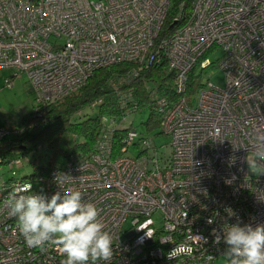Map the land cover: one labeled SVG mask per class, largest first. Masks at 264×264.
I'll use <instances>...</instances> for the list:
<instances>
[{
	"label": "built area",
	"instance_id": "1",
	"mask_svg": "<svg viewBox=\"0 0 264 264\" xmlns=\"http://www.w3.org/2000/svg\"><path fill=\"white\" fill-rule=\"evenodd\" d=\"M175 4L0 0V67L28 75L39 116L98 68L149 63L157 48L182 94L162 116V130L171 139L164 150L146 140L137 156L127 154L126 146L116 152L108 134L94 152L35 179L14 181L0 198V264L66 259L56 245L43 251L27 245L7 207L17 194L81 191L112 235L111 264H225L227 246L214 243L213 230L222 236L223 228L238 221L264 224V175L252 173L243 159L264 135V0H179L171 31L162 35ZM216 48L223 50L224 82L208 78L187 98L191 72L211 65L204 58ZM17 133L0 126V140ZM136 138L138 132L129 130L128 143ZM58 173L67 175L60 187ZM23 188L29 192L20 193Z\"/></svg>",
	"mask_w": 264,
	"mask_h": 264
},
{
	"label": "trees",
	"instance_id": "2",
	"mask_svg": "<svg viewBox=\"0 0 264 264\" xmlns=\"http://www.w3.org/2000/svg\"><path fill=\"white\" fill-rule=\"evenodd\" d=\"M178 1L176 0V4ZM176 4L167 16L162 35L171 31L170 25L178 14ZM186 5L184 15L179 19L180 24L189 14L190 2ZM161 39L162 36L159 40ZM153 53L154 57L149 63L117 62L98 68L85 84L51 104L42 116L34 111L23 116L14 125L18 133L0 140V164L7 163L10 154L19 152L21 157L8 164L13 167L20 166L24 161H30L29 153H36L45 147L51 149L55 156L62 152L67 156L66 161L77 159L78 155L84 157L94 152L98 143L108 134L116 152L121 151L124 146H140L141 153L145 150L146 140H149L151 147L156 146L152 137L144 136L133 127L131 117L143 109H148V131L160 129L158 134H164L162 116L182 94L175 86V72L168 66L164 52L157 48ZM202 83L201 73L193 69L184 95L187 98L192 97ZM95 108L98 109L97 114L92 113ZM133 128L138 132V138L128 143L127 135ZM66 133L74 135L76 139L82 138L81 142L74 143L71 153L60 147ZM52 167L50 161L46 166L37 167V171L29 176L14 178L12 182L5 183L0 198L14 181L35 179L49 172Z\"/></svg>",
	"mask_w": 264,
	"mask_h": 264
},
{
	"label": "clouds",
	"instance_id": "3",
	"mask_svg": "<svg viewBox=\"0 0 264 264\" xmlns=\"http://www.w3.org/2000/svg\"><path fill=\"white\" fill-rule=\"evenodd\" d=\"M243 159L252 173L264 175V135L256 137L251 154ZM54 179L60 187L67 175L58 173ZM19 191L27 193L29 189ZM7 207L17 218L27 245L42 251L56 245L66 257L61 264H111L112 235L105 230L98 208L84 202L81 191L69 187L50 197L43 193L17 194L8 200ZM213 235L215 244L223 240L227 246L223 252L225 264H264V224L253 227L238 221L223 228L222 236L215 230Z\"/></svg>",
	"mask_w": 264,
	"mask_h": 264
},
{
	"label": "rangeland",
	"instance_id": "4",
	"mask_svg": "<svg viewBox=\"0 0 264 264\" xmlns=\"http://www.w3.org/2000/svg\"><path fill=\"white\" fill-rule=\"evenodd\" d=\"M223 55L221 48H216L214 51L208 52L205 55V64L213 62L208 67L201 69V65L196 68V72H200L202 81L205 83L208 78L217 85H222L224 82V73L219 68V59ZM206 59V60H205ZM204 64V65H205ZM35 106V92L32 83L25 72H21L16 67H0V125H6L8 129H14V124L33 112ZM149 110L143 109L135 113L131 117L133 127L144 136L152 137L155 145L160 150H164L170 143L171 139L168 135L158 134L160 129L148 131L146 121L149 117ZM92 113L97 114L98 109H94ZM82 138L71 134H64L61 142V149L71 153L75 142H81ZM141 147L132 146L127 151L131 156H137ZM21 157V153L14 152L7 158V163L0 164V192L3 191V185L10 183L14 178H22L29 176L37 171V167L46 166L51 161L53 166H62L66 163L67 156L59 152L57 156L53 155L52 150L43 148L36 153L28 154V161H24L20 166H10L8 163ZM41 187V185H38ZM158 224L161 222V217H156Z\"/></svg>",
	"mask_w": 264,
	"mask_h": 264
},
{
	"label": "crops",
	"instance_id": "5",
	"mask_svg": "<svg viewBox=\"0 0 264 264\" xmlns=\"http://www.w3.org/2000/svg\"><path fill=\"white\" fill-rule=\"evenodd\" d=\"M18 122H19V121H18ZM18 122H17V123H18ZM14 125H15V124H14Z\"/></svg>",
	"mask_w": 264,
	"mask_h": 264
}]
</instances>
